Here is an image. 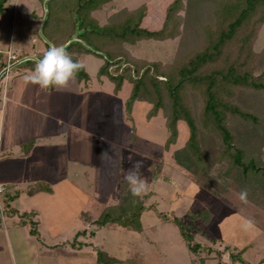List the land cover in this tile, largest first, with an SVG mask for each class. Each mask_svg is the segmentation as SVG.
Here are the masks:
<instances>
[{
    "label": "rangeland",
    "instance_id": "1",
    "mask_svg": "<svg viewBox=\"0 0 264 264\" xmlns=\"http://www.w3.org/2000/svg\"><path fill=\"white\" fill-rule=\"evenodd\" d=\"M45 1L8 0L4 5L3 14L0 16V47L6 48L9 41L12 43L13 49L28 52V56L25 55L23 62H21L27 64L24 67L26 69L25 75L34 70V59L43 56L42 52H37L42 50V34L39 27L48 10V7L45 8ZM165 1L112 0L110 6L107 4L102 9L93 11L91 15L99 24H102L106 16L113 11L123 7L133 9L145 3L149 8L147 16L149 22L160 15ZM212 5L209 4V7H206L205 16L191 19L189 23L183 24L185 28H182V24H180L181 33L176 38L143 44L142 53L146 56L153 53L156 58L159 56L163 61H169L176 46L180 43L185 48L198 46L202 41L201 26L210 20L209 12ZM33 38L36 40L31 41ZM263 47L264 20L257 31L252 50L257 53ZM5 53L4 51L0 52V57L4 56L3 62L6 61ZM11 55L15 56L13 52ZM79 60L82 61L81 63L90 79L86 84L79 83L76 93L70 92L68 95H62V92L53 90L50 94L45 95V100H38L35 99L34 95L30 97L31 92L34 93L35 90L25 89L23 98L26 102H35V105L43 108L48 116L54 117L53 129L58 130L59 134L58 128L62 127L63 133L40 141L42 144H46L43 152L47 161L41 162L36 157L41 153L37 151L35 155V152L32 154L30 160L13 171L15 179L19 174L22 178L27 177L28 180L31 179L29 176H33L34 179L41 178L49 183L46 185L50 190L53 189L51 195L45 193L34 198L20 194L17 203L22 206L19 208H22L24 212L21 216L16 217L17 222L20 219H29L28 221H33V223L32 225L25 223L24 226L13 227H28V230L32 228L35 231L33 234L36 233V227H39L43 236L47 235L45 231L47 227H59L61 229L60 235L63 236L64 240H77V242L74 241L73 244L68 245L71 250H74V247L78 245L81 246V253H93L92 264H96L95 254L99 250L102 255L98 259V264H264L263 230L258 228L257 224L252 230H244L242 220L245 217L241 215L244 214L252 219L256 217L255 214L260 213L259 208L256 207L264 199V188L260 181L251 178L241 185L239 179L234 178V174H229V177L224 176L225 162L216 163L218 160V143L208 135L201 133V144L205 158L210 163L211 173L213 177L218 179L219 184L217 183L212 191L191 183L174 169L169 153L164 152L158 145L164 137V118L161 112L159 111L150 119L151 128L145 129L139 123L137 139L130 142L127 138L130 129H126L124 122L120 119L122 118L120 113L122 112V97L113 93L112 84L105 77L102 78V81L95 77L101 60L90 54L84 55ZM10 70L12 72V68ZM5 77L0 76V82ZM17 77L11 76L7 84L11 85L14 79H18ZM17 91L20 89L17 88ZM17 108L14 107V112H18ZM19 108V112L24 111L23 106ZM136 108L142 112L146 110L145 105ZM31 114L32 112L28 111V116ZM118 114L119 118H117ZM260 117L261 120L256 126L235 121L232 129L235 139L245 153L248 156H255L259 164L264 165V125H262L264 116L260 115ZM58 119L67 122L60 124L57 128L56 120ZM28 122L29 126L25 132L23 131L24 128H21L22 134H29L31 130L32 132L36 130V126L33 125L35 119L32 120V117H29ZM12 124L14 125L13 121ZM185 138L186 128L182 123H179L176 144L171 147V150L180 147ZM1 140L3 141V133ZM13 140L15 137L14 139L12 137L7 138V141H4L5 144L14 146L13 152H19L17 151L19 147L13 145ZM0 145H2L1 142ZM31 145L28 143L24 149L30 148ZM104 151H108L109 154L102 161L100 156ZM119 153L123 159L121 175L124 179L136 161H141L143 164L141 177L147 182L146 192H148V196L143 202L144 208L137 223L121 225L114 222L98 226L83 221L79 217L77 219V213L87 198L90 199V196H93V200L96 202L98 197L105 194L107 186H104L102 181L104 178H108ZM119 157L118 159H120ZM4 161L0 160V165ZM14 161L17 162V160ZM154 162H157L161 167L158 175L151 177L149 165ZM3 166L0 167L2 173L7 170ZM81 171L86 172V179L82 177ZM35 173H39L41 176L44 174L46 179L37 176ZM62 176L76 180L77 185L75 183L71 186ZM227 183L231 184L232 193L224 191L227 187L223 185ZM13 185L15 188L24 186L16 185V183ZM244 188L248 193L247 204L239 198V194ZM83 192H87L86 200ZM224 195L237 199L239 204L237 206L241 208L240 213L229 204ZM112 197L114 194H111L106 202H111ZM92 206L94 207L93 220L100 208L94 203ZM31 208H39L36 215L29 213ZM200 210H206L211 218L209 224L202 231L193 230L192 233L190 231L191 241L199 244V248L193 252L188 249L178 228L170 218L173 216L180 217L186 211L195 213ZM243 211L245 212L243 213ZM8 219L9 217H5V223L0 221V229L10 227ZM72 227H76L78 231L82 232L85 230V232L76 234L78 231H75L74 233L71 232L70 235L69 232ZM136 227L140 229L138 230ZM2 239L3 237L0 235V264H10L11 259L2 245ZM208 249H210L209 252H207ZM229 253L235 257L238 256L240 261L237 258L234 259L235 261L232 260ZM85 255L82 254V257L79 258L82 261L75 262V264H91L88 259H84ZM38 262L43 264L41 260ZM66 262L69 263L68 260Z\"/></svg>",
    "mask_w": 264,
    "mask_h": 264
},
{
    "label": "trees",
    "instance_id": "2",
    "mask_svg": "<svg viewBox=\"0 0 264 264\" xmlns=\"http://www.w3.org/2000/svg\"><path fill=\"white\" fill-rule=\"evenodd\" d=\"M7 1L0 0V16ZM111 1L46 0L48 10L39 27L45 50L50 44L62 45L74 61L82 62L79 59L89 54L101 60L95 77L99 81L105 77L112 84L113 93L122 97L120 119L124 127L130 129L127 135L130 142L137 139L139 123L145 129L151 128L150 119L160 111L164 118V137L158 145L169 153L174 169L191 183L206 190L214 189L218 183L205 158L201 144L203 133L218 143L216 163L225 162L224 176L234 174L241 185L256 178L264 188V165L259 164L255 156L245 153L232 129L235 121L256 126L261 120L260 115L264 116V47L257 53L252 50L264 20V0H166L160 15L149 22V8L142 3L133 9L123 7L113 11L99 24L91 13L107 4L110 6ZM209 4H213L210 20L201 26L202 41L198 46L185 48L180 43L169 61L156 58L153 53L150 56L142 53L143 44L176 38L181 33L180 24L185 28L183 24L191 19L205 16ZM23 60L22 57L21 62ZM26 65L21 63L19 66ZM4 66L1 62L0 70ZM75 79L86 84L90 76L83 67ZM142 105L146 107L143 112L136 108ZM179 123L186 128V138L180 147L171 150L176 144ZM119 155L108 178L102 181L107 186L105 194L96 202L93 196L87 198L78 212L81 220L98 226L114 222L121 225L137 223L148 192L142 197L132 196L121 175L123 159ZM160 167L157 162L149 165L151 177L158 175ZM223 186L227 187L224 191H233L230 183ZM45 191L50 189L42 182L31 183L24 189L27 196ZM17 194L3 192L4 206L10 212L13 209L9 204ZM111 194L114 197L107 203ZM224 198L241 212L236 198L225 195ZM93 203L100 209L92 220ZM256 207L260 210L254 215L256 217L251 219L241 215L253 220L264 234V199ZM210 218L206 210H200L186 211L170 220L188 249L195 252L199 244L191 241L190 231H202ZM23 222L33 223L19 220L20 224ZM29 232L35 231L31 228ZM101 255L100 250L96 252V264ZM229 256L240 261L238 256L231 253Z\"/></svg>",
    "mask_w": 264,
    "mask_h": 264
},
{
    "label": "crops",
    "instance_id": "3",
    "mask_svg": "<svg viewBox=\"0 0 264 264\" xmlns=\"http://www.w3.org/2000/svg\"><path fill=\"white\" fill-rule=\"evenodd\" d=\"M36 40L35 38L31 39ZM41 51H38L37 53H44L45 47H44V42L42 40V45H41ZM11 50L15 54V57L22 55L21 57H18L14 61V65L12 66V72L7 73L6 77L2 79L0 82V142L2 145H0V160H5L2 165L4 169H7L6 172H0V184L5 186V192H8L9 194H13L14 192H17L16 198H14L10 204L9 208L13 209L11 212L5 208V215L0 217V221L5 223V217H9L7 221H9L10 227H2L0 229V235L3 237V247L6 250L7 253H9V258L11 259L10 264H41L38 262V260H41L43 264H75V262L82 261L79 260L80 257H82V254H86L84 259H88L89 262L92 264V259H93V253H84L80 251L81 246H76L74 247V250H71L70 246L68 245L73 244V241H70L68 239H63V236L60 235L61 229L59 227H52L49 226L45 229L47 235L43 236L40 231L39 227H36V233L35 234H30L28 227H19V226H24L26 222L19 223V220L17 222V218L22 215L24 210L21 205L17 203L18 197L20 194H25L24 189L27 185L34 183V182H42L49 184L45 180L40 179H34L33 176H29L31 179L28 180L27 177H21L20 174L16 176V179L14 178L13 171L18 168L20 165H23L25 162L30 160L32 158V154H36L37 151H39L41 154H38L36 157L41 161L44 162L46 160V157L44 158L45 153L44 151V146L46 144H42V140L49 138V137H55L58 135H61L63 133V129L58 128L60 124L66 123V120H61L58 119L56 120V127L60 130V133L58 134V130L53 129V121L54 117L48 116L44 111L43 108L40 106H36L35 102L30 101L29 103L26 102V100L23 98L25 89H31L32 91L35 90V92H31V96H35V99H43L45 100V95L50 94L51 91L55 90L54 88L50 89H41L38 85L28 83L25 81V73L26 69L24 67L19 66L21 64V58L28 56L27 51H18L13 49L12 43H9L6 48H1L0 47V52H7L9 51L10 53ZM23 53V54H21ZM24 55V56H23ZM4 59V56L2 58L0 57V63L3 62L2 60ZM36 60V59H34ZM98 68V67H97ZM85 69V67H84ZM10 73L12 74L11 76H18L17 80L14 79L12 81L11 85H8V80L11 79ZM13 80V79H12ZM79 82L74 78L73 80L70 81L68 87L66 90L63 91H58L62 95H68V93L73 92L76 93L78 90ZM17 88L20 89V91H17ZM90 88V87H89ZM57 91V90H55ZM24 99V101H23ZM42 103V102H41ZM18 107L17 110L18 112H14V107ZM24 111L19 112L20 108H22ZM11 111V112H10ZM27 111V112H26ZM28 111L32 112L30 116H28ZM10 113V114H9ZM16 113V114H15ZM29 117H32V120L35 119V122H33V125L36 126V132H32V130L29 132V134L24 133L26 129L29 126ZM15 118V119H14ZM12 121L14 122V125L12 124ZM6 126V127H5ZM5 128V129H4ZM17 128V130H15ZM21 128H24V134L21 133ZM3 133V141L1 140ZM13 140V145H18L19 149L17 151L19 152H13L12 148L14 146H11V144H5L7 141V138H11ZM5 140V141H4ZM31 142V143H30ZM40 142V143H39ZM27 143L32 144L30 148L24 149V146L27 145ZM39 143V144H38ZM42 151V152H41ZM36 158V159H37ZM14 160H17L15 162ZM47 161V160H46ZM51 163V162H50ZM67 166V163H66ZM42 168L43 165H42ZM37 176L43 177L46 179V176L44 174H39L35 173ZM82 177L86 179V172L81 171ZM64 180H66L68 183L73 186L75 183L77 185V181L69 178L68 176H62ZM22 179V180H21ZM34 179V180H33ZM23 182H21V181ZM28 180L26 183L24 181ZM33 180V181H32ZM30 181V182H29ZM50 181V180H49ZM16 183V185H24L23 187L20 188H15L13 185ZM24 183V184H22ZM66 187V186H65ZM51 188V187H50ZM82 189V188H80ZM22 191V192H18ZM48 194L51 195L53 193V189L51 188L50 191L48 192H39L33 196H26L29 198H34L38 197L40 194ZM86 200V194L87 192H83ZM91 194V193H90ZM2 200L3 196L1 195ZM4 202V201H3ZM85 202V201H84ZM84 204V203H83ZM82 204V205H83ZM39 208H31L29 210V213H32L33 215L37 214ZM11 214V216H10ZM15 216V217H14ZM27 217V216H26ZM15 218V219H14ZM29 218V217H27ZM20 219V218H19ZM77 219H78V213H77ZM21 220V219H20ZM29 220V219H28ZM28 220H23V221H28ZM38 222V220H37ZM24 224V225H23ZM18 227H13L17 226ZM27 230V232H26ZM78 231L76 227H72L69 234L71 235V232ZM85 230L78 231L77 233H84ZM76 233V234H77ZM35 239H32L34 238ZM77 242V240H74ZM84 243V242H83ZM15 251V253H14ZM72 255V256H69ZM63 260V261H61ZM66 260L69 261V263L66 262ZM95 264V263H94Z\"/></svg>",
    "mask_w": 264,
    "mask_h": 264
},
{
    "label": "clouds",
    "instance_id": "4",
    "mask_svg": "<svg viewBox=\"0 0 264 264\" xmlns=\"http://www.w3.org/2000/svg\"><path fill=\"white\" fill-rule=\"evenodd\" d=\"M84 67L79 61H74L65 46L50 44L42 58L35 60V68L25 76V81L38 85L41 89L54 88L57 91L66 90L70 81ZM108 151L101 153V160L108 155ZM141 161H136L126 174V181L129 185L133 197H142L147 191V183L141 177ZM248 193L246 190L239 194L240 200L247 204ZM242 227L244 230H252L255 225L251 219H243ZM227 259V258H226Z\"/></svg>",
    "mask_w": 264,
    "mask_h": 264
},
{
    "label": "built area",
    "instance_id": "5",
    "mask_svg": "<svg viewBox=\"0 0 264 264\" xmlns=\"http://www.w3.org/2000/svg\"><path fill=\"white\" fill-rule=\"evenodd\" d=\"M6 55V61L4 62L5 66L3 68H5V72L3 73V77L7 75V73L10 71V69L8 68V66L10 65V63H12L11 61L12 60H15V56L11 55V53L9 51H7L5 53ZM5 191V186L0 184V217L3 216L4 214V211H5V206H4V203H3V200H2V193Z\"/></svg>",
    "mask_w": 264,
    "mask_h": 264
},
{
    "label": "water",
    "instance_id": "6",
    "mask_svg": "<svg viewBox=\"0 0 264 264\" xmlns=\"http://www.w3.org/2000/svg\"><path fill=\"white\" fill-rule=\"evenodd\" d=\"M13 65H14V61H13L12 63H10V65L8 66V68H9V69L12 68ZM4 72H5V68H2V69L0 70V76H2Z\"/></svg>",
    "mask_w": 264,
    "mask_h": 264
}]
</instances>
